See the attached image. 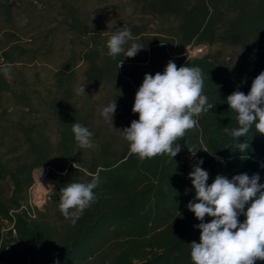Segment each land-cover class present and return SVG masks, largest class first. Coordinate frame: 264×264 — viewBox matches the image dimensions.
I'll list each match as a JSON object with an SVG mask.
<instances>
[{"label": "trees", "instance_id": "trees-1", "mask_svg": "<svg viewBox=\"0 0 264 264\" xmlns=\"http://www.w3.org/2000/svg\"><path fill=\"white\" fill-rule=\"evenodd\" d=\"M131 1L143 15L167 22L160 33L168 38L146 36L148 24L130 29L143 51H149V74L163 73L169 61L178 68L199 67L204 80L202 94L216 106L198 117L199 126L186 132L179 141L181 151L173 159L167 154L141 159L131 153L121 133L114 139L105 132L107 126L95 120L94 109L73 104L70 83L78 61H85L86 85L104 79L115 87L113 121L125 128L138 119L132 106L145 75L129 67L123 54L115 59L101 55L102 48L105 53L108 49L99 43L98 35H89L87 22L80 19L78 11L69 8L68 28L77 35L80 49L62 64L57 73L61 94L49 103L59 136L57 145H51L46 121L22 116L11 123L5 109L0 114V264H192L190 243L200 242V230L195 227L200 221L186 207L195 197L188 178L192 166L203 160L200 166L209 173V184L218 174L230 179L241 173H259L264 183V134L253 126L240 138L250 144L241 153L235 149L237 141L223 131L238 126L226 97L237 88L247 94L253 79L264 71V0ZM0 8L5 23L11 25V0H0ZM6 33L10 40L15 38ZM190 44L218 45L238 53L230 55L226 63L219 53L186 60L183 53ZM167 49L173 50V57ZM26 54L17 45L0 48V66L9 68L7 76L0 72V106L6 100L31 111L29 99L18 94L9 79L11 67ZM31 54L34 57L36 52ZM22 87L29 88L24 81ZM120 93L127 95V100ZM73 123L93 132L95 149L79 147L71 131ZM189 149L197 150L195 157ZM45 167L51 168L47 172L53 186L49 202L35 220L18 214L14 232H2L10 209L26 200L33 171ZM94 174L100 179L95 189L97 200L73 223L59 209V190L67 183L90 182ZM239 219L243 222L244 216ZM210 220L205 218V222Z\"/></svg>", "mask_w": 264, "mask_h": 264}, {"label": "clouds", "instance_id": "clouds-1", "mask_svg": "<svg viewBox=\"0 0 264 264\" xmlns=\"http://www.w3.org/2000/svg\"><path fill=\"white\" fill-rule=\"evenodd\" d=\"M106 34L108 51L105 53L102 48L101 55L115 59L123 54L132 58L143 49L135 42L125 47L134 41L131 30L125 25ZM122 65L123 61L119 68ZM0 72L5 76L9 74L7 64L0 66ZM203 83L199 67L178 68L173 61L167 63L163 73L145 74L132 106L138 119L120 129L129 151L141 159L163 154L173 159L181 151L179 141L184 139L186 132L199 126L198 117L216 106L202 94ZM79 92L85 93V86ZM226 103L236 113L238 126L225 127L223 131L237 141L235 149L244 153L250 144L240 142V138L246 137L253 126L256 132L264 134V71L253 79L247 94L237 88L226 97ZM116 107L113 100L100 111V115L112 125ZM71 131L80 148L93 147V132L88 127L73 123ZM189 151L192 157L196 156L197 150ZM202 164L203 160H198L188 173L195 197L186 207L200 221L195 226L200 230V242L190 243L192 264H255L257 260L264 261V183L260 182L259 173L251 176L241 173L230 179L218 174L209 184V173L200 166ZM99 184V176L94 174L90 182H71L62 187L59 190L62 215L75 223L76 218L96 202L95 189ZM241 215L244 216L243 222L239 219ZM206 217L211 218L210 222H205Z\"/></svg>", "mask_w": 264, "mask_h": 264}, {"label": "rangeland", "instance_id": "rangeland-1", "mask_svg": "<svg viewBox=\"0 0 264 264\" xmlns=\"http://www.w3.org/2000/svg\"><path fill=\"white\" fill-rule=\"evenodd\" d=\"M11 2V25L5 23L0 8V48L17 45L27 52L25 57L18 58L11 67L12 74L9 79L13 81V89L29 99L31 111L27 112V109L20 104L4 100L1 103L2 107L0 106V114L2 109H5V117L11 123L19 122L22 116L33 121L39 119L46 121L48 124L47 134L53 148L57 145L59 136L53 126L54 121L48 109L50 101L61 94V90L57 87V73L61 70L64 61L72 54L78 55L80 49L77 35L68 28L69 20L66 15L69 8L78 11L80 19L87 22L89 35H98L99 43L106 48L108 39L106 33L115 31L124 25L131 29L133 25L148 24L146 36L155 40L168 38L165 34L160 33L161 26L165 27L167 22L143 15L140 8L131 0H11ZM6 32L13 33L15 38L10 40ZM8 40L12 44L9 45L10 41L8 42ZM132 42L142 48L138 38H134V41H130L129 45L125 47L130 46ZM33 51L36 52L34 57L31 54ZM172 51L166 50L173 57ZM208 53H219L220 59L226 63L229 62V56L238 53V50L218 45L209 48L206 45L190 44L185 48L183 56L186 60H193L202 58ZM126 61V64L129 67H135L138 73L143 75L150 73L149 51L141 49L135 57H127ZM86 70L87 63L78 61L70 83L74 95L72 102L78 108L94 109L95 120L102 121L107 126L105 132L108 131L112 138L119 137L117 134H120V129H123L122 125L116 121H113L112 125L110 121H106L100 115L101 109L113 99L115 87L104 79L95 85H86ZM22 81L28 85V89L22 87ZM84 86L85 93H80L79 89ZM120 96L127 100V95L120 93ZM121 139L120 137L118 140ZM96 146L97 144L93 143L91 148L95 149ZM85 152L88 154L89 150H85ZM71 164L75 166V163ZM49 170H51L50 167H45L33 171V183L26 193V200L18 207L10 209L2 232H14L18 214H23L30 221L37 218L38 213L49 202L53 192V186L47 178ZM5 192L7 191L5 190Z\"/></svg>", "mask_w": 264, "mask_h": 264}]
</instances>
